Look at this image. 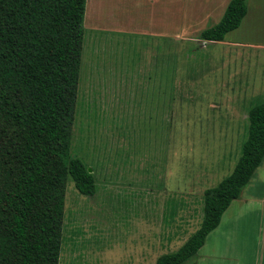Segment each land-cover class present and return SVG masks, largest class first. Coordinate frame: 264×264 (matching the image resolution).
<instances>
[{"label": "rangeland", "instance_id": "374dc122", "mask_svg": "<svg viewBox=\"0 0 264 264\" xmlns=\"http://www.w3.org/2000/svg\"><path fill=\"white\" fill-rule=\"evenodd\" d=\"M229 1L86 0L71 154L97 190L81 195L67 178L59 264H154L199 227L204 190L232 171L264 99V0H247L223 41L198 39ZM244 198L197 255L251 264L264 207Z\"/></svg>", "mask_w": 264, "mask_h": 264}, {"label": "trees", "instance_id": "16d2710c", "mask_svg": "<svg viewBox=\"0 0 264 264\" xmlns=\"http://www.w3.org/2000/svg\"><path fill=\"white\" fill-rule=\"evenodd\" d=\"M247 0H230L198 39L219 42L240 25ZM86 0H0V264H59L69 177L96 193L71 154ZM264 155V99L247 112L232 171L204 190L199 227L154 264H187L237 199Z\"/></svg>", "mask_w": 264, "mask_h": 264}, {"label": "crops", "instance_id": "0c3cea01", "mask_svg": "<svg viewBox=\"0 0 264 264\" xmlns=\"http://www.w3.org/2000/svg\"><path fill=\"white\" fill-rule=\"evenodd\" d=\"M210 2H211V0H205L206 7L209 6ZM199 6H200L201 9H203L204 8V3L203 4L202 3H199L197 5V7H199ZM247 13L248 12L246 11V14ZM246 14H245V16H246ZM213 43H215V42H213ZM256 185H260V186L264 187V155H263V158H262L259 166L255 169V171H254L253 175L251 176L250 180L243 187V189L241 190V193L239 195V197H240L242 195L244 189H245V193H246L247 198H244L243 199L244 202L247 201V199L260 200L261 203L260 202L259 203L262 204L263 207H264V196H261L260 198H256V197H252V195L250 194L253 186L255 187ZM237 199H235V200H237ZM228 207H227V209H228ZM225 211L223 212V214L225 213ZM223 214L221 215V218H222ZM221 218H220L219 224L221 222ZM219 224H218V226H219ZM204 243H205V241H204ZM201 247H200V251H201ZM262 247L263 248L255 251L254 259L252 260L251 264H264V242H263ZM195 257H197V258H195V260H193V262H191V264H230L232 262L233 263H236L237 262L238 264H248V261H246V260H239V261H236V262L232 261L231 260V256L229 255L228 252H217V254H214L213 252L205 251V252H201V254H198V255L196 254Z\"/></svg>", "mask_w": 264, "mask_h": 264}, {"label": "water", "instance_id": "95a60500", "mask_svg": "<svg viewBox=\"0 0 264 264\" xmlns=\"http://www.w3.org/2000/svg\"><path fill=\"white\" fill-rule=\"evenodd\" d=\"M88 172H90V170H88Z\"/></svg>", "mask_w": 264, "mask_h": 264}]
</instances>
